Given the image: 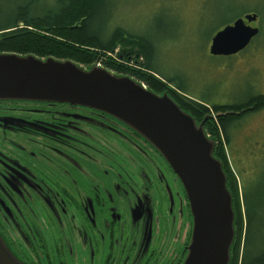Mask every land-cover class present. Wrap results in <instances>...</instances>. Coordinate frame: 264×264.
Returning <instances> with one entry per match:
<instances>
[{"label":"flooded vegetation","instance_id":"obj_1","mask_svg":"<svg viewBox=\"0 0 264 264\" xmlns=\"http://www.w3.org/2000/svg\"><path fill=\"white\" fill-rule=\"evenodd\" d=\"M192 231L180 178L125 124L79 105L0 103V234L22 263L183 264Z\"/></svg>","mask_w":264,"mask_h":264},{"label":"water","instance_id":"obj_2","mask_svg":"<svg viewBox=\"0 0 264 264\" xmlns=\"http://www.w3.org/2000/svg\"><path fill=\"white\" fill-rule=\"evenodd\" d=\"M257 20V15L248 14L218 31L210 55L243 52L260 33ZM1 101L87 107L144 137L169 162L188 195L193 231L183 264H229L235 215L226 174L214 157L216 143L204 130L211 116L197 125L167 93L158 95L143 83L97 64L86 68L73 61L11 53H0ZM0 264H24L1 234Z\"/></svg>","mask_w":264,"mask_h":264},{"label":"rangeland","instance_id":"obj_3","mask_svg":"<svg viewBox=\"0 0 264 264\" xmlns=\"http://www.w3.org/2000/svg\"><path fill=\"white\" fill-rule=\"evenodd\" d=\"M56 1L0 0V21L20 7L48 10ZM248 14L259 18L257 39L239 55H210L214 35ZM97 23L107 33L122 28L155 41L157 77L172 80L190 100L233 106L264 96V0H109ZM228 133V158L253 211L264 203V109L245 115Z\"/></svg>","mask_w":264,"mask_h":264},{"label":"trees","instance_id":"obj_4","mask_svg":"<svg viewBox=\"0 0 264 264\" xmlns=\"http://www.w3.org/2000/svg\"><path fill=\"white\" fill-rule=\"evenodd\" d=\"M108 3L109 0H57L55 7L48 10L20 7L7 16L8 19L0 21V53L73 61L86 68L100 63L107 70L145 84L158 95L167 93L197 125L211 116L204 130L216 143L214 157L222 163L226 174L235 215V238L229 264H264L263 200L253 211L250 210L248 198L242 194V186L227 154L231 141L229 128L245 115L262 111L264 96H249L233 106H222L196 102L179 95L178 91L183 92L181 87L174 88L172 80L157 77L155 41L134 36L122 28L107 33L105 25H98ZM117 48L119 51L112 57L110 54H114ZM121 58L135 63L142 70L121 64ZM230 112L239 115H230Z\"/></svg>","mask_w":264,"mask_h":264},{"label":"built area","instance_id":"obj_5","mask_svg":"<svg viewBox=\"0 0 264 264\" xmlns=\"http://www.w3.org/2000/svg\"><path fill=\"white\" fill-rule=\"evenodd\" d=\"M112 57L114 54H110ZM121 64L125 65V66H129L133 69H136V70H142L140 69V67H138L135 63H132V62H127V61H124V60H119Z\"/></svg>","mask_w":264,"mask_h":264}]
</instances>
